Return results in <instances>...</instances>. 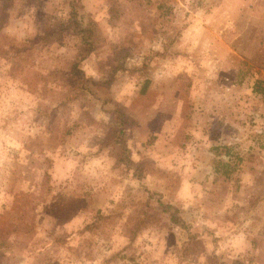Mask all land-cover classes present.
I'll list each match as a JSON object with an SVG mask.
<instances>
[{
  "label": "rangeland",
  "instance_id": "374dc122",
  "mask_svg": "<svg viewBox=\"0 0 264 264\" xmlns=\"http://www.w3.org/2000/svg\"><path fill=\"white\" fill-rule=\"evenodd\" d=\"M79 1L0 0V264H264V0Z\"/></svg>",
  "mask_w": 264,
  "mask_h": 264
},
{
  "label": "trees",
  "instance_id": "16d2710c",
  "mask_svg": "<svg viewBox=\"0 0 264 264\" xmlns=\"http://www.w3.org/2000/svg\"><path fill=\"white\" fill-rule=\"evenodd\" d=\"M80 1L79 0H68V8H69V18H67V26L71 28V23L72 20L75 19L77 10L80 8ZM73 30H76L75 35L79 41V47L81 48L82 52H81V56H80V61L85 60L91 53L94 52L95 48H96V35L94 32V23L92 21H88L84 27H74L71 28ZM240 53L244 55V50H240ZM77 71L78 68H76ZM75 75H77V72H74ZM259 85V83H258ZM258 89L259 92H261L260 88H256ZM120 157V155H119ZM121 159V158H120ZM125 161L123 163H125L128 167V169L132 168V162L129 161L128 158L124 159ZM121 162V160H120ZM218 167L221 166L222 170L220 174H222L225 178H227L229 176V163L228 162H219L218 163ZM134 170L137 172H140L138 170V168L133 167ZM164 209L170 210L173 209L172 206L170 205H165ZM170 220L172 223H174L175 225H183L182 222L179 220V218H176L175 216V211L172 212L170 214ZM230 264H242V262L238 261V260H234L232 261Z\"/></svg>",
  "mask_w": 264,
  "mask_h": 264
}]
</instances>
